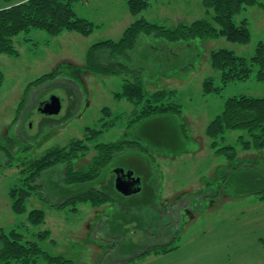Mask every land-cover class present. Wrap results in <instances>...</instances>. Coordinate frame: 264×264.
<instances>
[{
  "label": "rangeland",
  "instance_id": "obj_1",
  "mask_svg": "<svg viewBox=\"0 0 264 264\" xmlns=\"http://www.w3.org/2000/svg\"><path fill=\"white\" fill-rule=\"evenodd\" d=\"M202 1L151 0V7L137 18L168 27L192 23L205 17ZM75 9L78 17L99 26L94 34L83 37L64 32L53 37L33 30L14 39L19 57L0 56V70L5 75L0 88V144L6 149L0 153V231L18 227L31 239L35 233L48 230L44 248L75 264H264V201L259 199L264 193V150L244 152L237 142L240 133H229L225 143L218 139L220 147H236L238 158L229 161L216 155L207 135L208 126L224 111L229 98H263L264 83L256 80L258 68L254 67L248 81L230 83L219 93L203 94L208 78L222 86L211 65L213 51L227 49L247 60L255 55L258 43L264 42V10L253 7L236 19L250 22L252 41L248 45L225 39L196 40L171 56L161 39L143 38L126 59L127 72L139 74L149 93L164 88L176 91L172 101L182 106L183 115L153 116L128 130L132 107L114 98L115 93L122 92L125 77H97L84 65L91 46L120 39L126 24L134 20L127 0H86ZM57 66L62 71L60 77L31 87L17 120L28 85ZM52 96L61 101V112L39 114L40 103ZM105 107L112 116L103 115ZM115 117L120 119L117 127L100 135L92 147L96 142L115 141L127 131L128 139L138 141L149 153L129 151L109 165L99 179L83 186L65 185L58 177L61 172L44 179L45 199L30 197L27 211L44 210L45 223L24 228L27 214L13 213L9 197L10 190L19 187L24 178L18 167L3 170L6 164L16 166L39 158L53 147L82 138L87 127L104 122L101 118ZM94 155L92 150L83 163ZM135 156L148 164L147 171ZM128 160L140 167L135 164L142 190L125 196L107 176L114 168L128 165ZM152 175L159 178H150ZM91 188L110 194L114 201L97 208L90 203L77 204V213L72 211L73 205L62 210L52 208ZM207 192L219 195L201 200ZM177 198H184L189 215L177 213L176 219L182 217L181 222L171 228L156 212L158 205ZM194 202L200 203L199 210L194 209ZM170 245L176 249L167 255L148 254Z\"/></svg>",
  "mask_w": 264,
  "mask_h": 264
},
{
  "label": "trees",
  "instance_id": "obj_2",
  "mask_svg": "<svg viewBox=\"0 0 264 264\" xmlns=\"http://www.w3.org/2000/svg\"><path fill=\"white\" fill-rule=\"evenodd\" d=\"M83 1L0 0V56L19 57L20 53L14 45V39L33 30L45 32L53 37L64 32L83 37L91 36L99 26L84 17H78L75 7ZM151 5V0H127L129 13L134 20L125 28L120 39L106 40L91 46L84 61L88 72L97 77H125L122 92L115 93L114 98L117 101L125 100L132 107L130 119L127 121L128 130L153 116L183 115L182 106L172 101L176 91L164 88L149 93L139 74L129 75L130 72H127L129 66L126 64V59L131 58L143 38L161 39L171 56L188 49L196 40L225 39L233 44L248 45L252 41L250 22L247 18H242L239 22L236 19L253 7L264 10V0H203L204 18L192 23H179L174 27H168L151 23L143 17L137 18ZM210 61L213 70L221 78L222 86H216L214 78H208L203 84V94L206 96L219 93L230 83L248 81L254 67L258 68L256 80L264 83V42L262 41L258 43L255 55L250 60L230 50L219 49L211 53ZM59 68L57 66L28 85L24 98L18 106L17 120L20 119L29 89L58 79L62 74ZM4 80L5 75L0 70V88ZM102 113L112 116L108 107H105ZM114 119L101 118L104 122L95 128L87 127L82 138L72 140L65 146L53 147L39 158L20 162L16 166L11 163L6 164L3 170L18 167L24 178L19 187H13L9 192L13 213L18 216L27 214L24 228L38 227L45 223V211L34 209L28 212L27 201L32 196L45 199L42 183L44 179L51 177L50 174L56 173L58 176L57 173L61 172L62 176L58 177L62 178L65 185L83 186L99 179L105 168L122 150L140 147L138 141L128 139L127 131L122 132V136L115 141L96 142L92 147V143L100 135L117 127L120 119L118 117ZM237 132L240 133L237 138L238 145L244 152L264 150V97H232L225 102L224 111L207 128V135L212 140V148L217 156H225L229 161L237 160L236 147L233 145L220 147L218 143V139L226 142V134ZM4 150H6L5 146L0 144V153ZM92 150L95 151V155L84 164L83 161ZM140 150L149 153L144 148ZM206 199L208 197H203L201 200ZM259 199L264 201V193ZM112 201L114 199L110 194L91 188L78 196L66 198L60 204L52 205V208L62 210L73 205L72 211L77 213V204L90 203L92 207L97 208ZM174 214L176 216L177 213L174 211ZM49 236L48 230L35 233L31 239L18 227L10 231L1 230L0 264H75L70 258L61 254H52L44 248L43 242ZM175 249L176 247L172 245L158 247L148 254L167 255Z\"/></svg>",
  "mask_w": 264,
  "mask_h": 264
},
{
  "label": "flooded vegetation",
  "instance_id": "obj_3",
  "mask_svg": "<svg viewBox=\"0 0 264 264\" xmlns=\"http://www.w3.org/2000/svg\"><path fill=\"white\" fill-rule=\"evenodd\" d=\"M54 82V81H53ZM53 97V96H52ZM58 98V97H57ZM49 101V99L46 101V102H44V103H40V106H39V108H38V112H39V114H41V115H44V114H42V113H40V109H42V108H44V105L47 103ZM76 104H78L79 105V99H77L76 100ZM140 148H144L141 144H140V147H138V148H126V149H124V150H122L120 153H118L115 157H114V159L111 161V163L109 164V165H111V164H113L114 163V161L119 157V156H125V154H128L129 153V151H137V152H139L140 154H142L143 153V151H141L140 150ZM144 149H146V148H144ZM146 150H148V149H146ZM91 153H92V151L87 155V157L89 156V155H91ZM145 153V152H144ZM87 157H86V159H87ZM126 158V157H125ZM134 160H137L139 163H141L142 164V170H144L145 168H146V171L149 169V167H148V164L142 159V158H139V157H137V156H135V159ZM126 164H128V165H123V166H118V167H116V168H114L112 171H110V175H108L107 176V178H113V182H114V184H115V189H116V181H117V179H119V178H135V179H139L140 177L136 174V165L135 164H137V162H133L134 164H131V162L128 160V161H126L125 162ZM138 165V164H137ZM133 167V168H132ZM138 168H140L139 167V165H138ZM106 169V168H105ZM105 171V170H104ZM103 171V172H104ZM103 172H102V174H103ZM54 174H56V173H52V174H50V178H54L52 175H54ZM101 174V175H102ZM101 175L98 177V178H100L101 177ZM56 176V175H55ZM55 178H57V177H55ZM150 178H159V177H156V176H150ZM223 178H225V176L223 175ZM140 180V179H139ZM117 190V189H116ZM219 195V192H214L213 194H209V192H207V194L206 195H204L203 197H208V199H213L215 196H218ZM169 202V203H168ZM183 203H185V200H184V198L183 199H179V198H177V199H175L173 202L172 201H165L164 203H163V205L162 206H160L159 207V205H158V209H157V212H156V215H158L159 216V220L160 221H164L165 223H166V225H171V226H176L178 223H180L181 222V219H182V217H179V219L177 220V219H175V214H174V211L176 212V213H178V214H182V213H185V215H189V213H188V208L187 207H184L185 205H183ZM192 203V202H191ZM193 205H194V209H196V210H199L200 208H201V205H200V203H196V202H194L193 203ZM187 206V205H186ZM173 207H175L174 209H173ZM173 210V211H172ZM182 211V212H181ZM191 216V215H190ZM167 221H166V220Z\"/></svg>",
  "mask_w": 264,
  "mask_h": 264
},
{
  "label": "water",
  "instance_id": "obj_4",
  "mask_svg": "<svg viewBox=\"0 0 264 264\" xmlns=\"http://www.w3.org/2000/svg\"><path fill=\"white\" fill-rule=\"evenodd\" d=\"M61 110V101L56 96H53L44 105V108L39 111L44 115H57L61 112ZM116 189L125 196L137 194L141 191L140 180L135 178H119L116 181Z\"/></svg>",
  "mask_w": 264,
  "mask_h": 264
},
{
  "label": "crops",
  "instance_id": "obj_5",
  "mask_svg": "<svg viewBox=\"0 0 264 264\" xmlns=\"http://www.w3.org/2000/svg\"><path fill=\"white\" fill-rule=\"evenodd\" d=\"M21 1H23V0H21ZM25 1V0H24ZM86 2V0H84L81 4H83V3H85ZM129 24L127 23L126 24V26H128ZM175 207H173V209H174ZM173 211V210H172Z\"/></svg>",
  "mask_w": 264,
  "mask_h": 264
}]
</instances>
